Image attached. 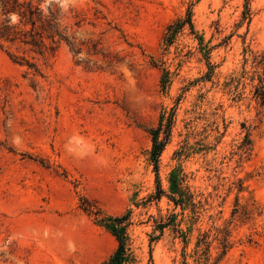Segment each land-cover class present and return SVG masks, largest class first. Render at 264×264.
<instances>
[{
    "label": "rangeland",
    "instance_id": "374dc122",
    "mask_svg": "<svg viewBox=\"0 0 264 264\" xmlns=\"http://www.w3.org/2000/svg\"><path fill=\"white\" fill-rule=\"evenodd\" d=\"M41 6L75 45L0 41V264H100L123 213L124 264H264V0Z\"/></svg>",
    "mask_w": 264,
    "mask_h": 264
},
{
    "label": "trees",
    "instance_id": "16d2710c",
    "mask_svg": "<svg viewBox=\"0 0 264 264\" xmlns=\"http://www.w3.org/2000/svg\"><path fill=\"white\" fill-rule=\"evenodd\" d=\"M44 0H0V41L10 43H21L32 47V50L42 54L46 51L53 52L61 40L66 41L74 49V41H69L65 29L61 28L59 22V9L49 7L48 14L44 13L41 6ZM15 14L18 20L12 23L11 16ZM187 26L191 33L194 28L191 14L188 11L185 18H177L166 27L163 41L168 44L177 31ZM28 65L33 67V64ZM161 86L168 82V71L163 69L161 74ZM262 97L264 84L262 85ZM171 118V117H170ZM171 119L163 122L162 118L157 126L148 128L151 136L150 159L156 175V191L154 198H160L164 193L158 178V161L161 151L170 136ZM152 196V197H153ZM173 197V196H171ZM176 201L175 198H172ZM105 225L117 240V247L113 253L100 264H124L129 256L127 246V226L129 224V213L105 218Z\"/></svg>",
    "mask_w": 264,
    "mask_h": 264
},
{
    "label": "clouds",
    "instance_id": "9594fccd",
    "mask_svg": "<svg viewBox=\"0 0 264 264\" xmlns=\"http://www.w3.org/2000/svg\"><path fill=\"white\" fill-rule=\"evenodd\" d=\"M17 20H18V17H17L15 14H13V15L11 16V21H12V23H15Z\"/></svg>",
    "mask_w": 264,
    "mask_h": 264
}]
</instances>
